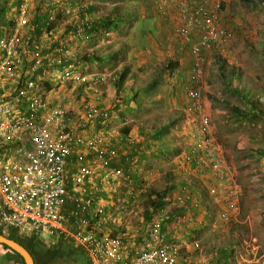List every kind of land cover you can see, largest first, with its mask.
<instances>
[{
	"label": "rangeland",
	"instance_id": "374dc122",
	"mask_svg": "<svg viewBox=\"0 0 264 264\" xmlns=\"http://www.w3.org/2000/svg\"><path fill=\"white\" fill-rule=\"evenodd\" d=\"M93 1L96 3L92 4L98 7L97 16L115 3L114 0ZM176 1H129L139 6L144 16L142 21L124 25L104 36L99 33L100 37L69 41L67 60L74 71L72 76L76 78L55 86L47 81V85L52 84V89L47 91L46 84L42 89L47 96H52L50 98L54 102L59 100L58 96H64L65 99L59 101L69 112L71 126L82 118L88 105L103 109L107 112L106 121L93 122L92 131L101 130L110 139L124 128L130 130L131 138L138 139L141 128L152 131L153 126L172 123L169 134L160 145H174L181 149V153L162 154L153 146L146 153L145 160L134 166L132 179L117 178L112 188L99 196L103 216L109 218L103 233L140 234L148 224L142 222L144 194L149 188L161 190L171 176L175 182L190 183V188L178 187L161 213L162 218L167 214L173 215L171 221L165 224L168 240L181 239L188 245L196 242L198 247L194 249L193 256L206 264L216 262L218 250L224 248L232 251L226 264H264V0L253 6L245 5L242 0H227L222 19L234 33V39L220 52L209 55L203 64L201 104L210 116L211 141L218 146L219 159L228 169L225 183L220 184L213 194L208 191L209 183L215 186L212 176L198 179L191 169V150L195 144L193 130L198 124V117L193 102L186 94L192 60L190 49L173 31L177 23L174 11ZM39 2L28 0L30 17ZM86 3L85 0L55 1L56 9L51 14L58 33L50 35L47 42L30 36L32 41H39L41 53L50 54L52 46L63 41L65 28L79 22L76 9ZM125 4L127 2L122 3L123 6ZM160 8H165L166 13L159 15ZM16 16L8 15L7 18L11 20ZM158 22L164 25L165 30L154 33V24ZM121 45L126 47V51L120 55L123 59L113 67L109 61H81L84 56L117 53ZM217 54L228 67L235 68L239 81L231 79L226 73L228 70L220 69ZM125 62L138 76L134 81L128 80L124 88L128 90L135 83L138 90L143 89L137 104H128V107L123 101L126 92L117 93L113 86V80H116L113 73ZM170 62L178 64L179 75L169 76L166 71L160 75L162 66ZM57 69L60 68L49 64L47 70L55 72ZM95 76L102 79L101 83H92ZM82 77L85 79L81 80ZM148 86L149 90L144 91ZM250 100L256 102L258 108L252 107ZM68 105L71 109L66 107ZM137 106L140 110L136 109ZM91 163L99 173V161ZM193 177L208 192V195L201 194V201L196 198ZM232 186L237 191L240 212L235 220L226 223L220 216L222 198ZM182 190L183 194L189 195V199L181 204L175 198ZM196 201L199 207L193 209ZM48 244L47 247L43 245L47 248L45 256L55 245Z\"/></svg>",
	"mask_w": 264,
	"mask_h": 264
},
{
	"label": "built area",
	"instance_id": "2783aa9c",
	"mask_svg": "<svg viewBox=\"0 0 264 264\" xmlns=\"http://www.w3.org/2000/svg\"><path fill=\"white\" fill-rule=\"evenodd\" d=\"M226 2L177 0L174 6V34L192 56L186 94L193 102L198 124L193 130L191 169L198 179L212 176L215 186L208 184L211 194L225 183L228 169L210 138L211 120L201 104L200 79L207 57L234 39L222 19ZM164 10L160 8L158 13L163 15ZM18 13L24 23V5L18 7ZM17 28L0 39V51L4 52L0 60V229H13L20 236L38 240L65 236L85 251L89 264H206L193 256L196 242L188 245L181 239L166 238L163 210L138 235L103 233L109 218L103 216L99 196L111 189L122 173L108 167L116 154L107 134L92 131V123L100 120L102 110L88 105L82 118L71 126L62 102H52L42 89L47 81L55 86L76 78L61 56H68L64 45L79 40L82 28L78 26L50 54L41 53L39 43H33V58L24 76L20 73L29 60L24 61L18 51ZM49 64L60 69L48 71ZM170 73L178 75L179 70ZM101 80L95 76L92 83ZM93 160L101 164L99 173L92 166ZM182 192L175 198L181 204L189 199ZM198 207L199 202H194L192 208ZM239 212L237 191L228 187L222 198L221 220L232 222Z\"/></svg>",
	"mask_w": 264,
	"mask_h": 264
},
{
	"label": "trees",
	"instance_id": "16d2710c",
	"mask_svg": "<svg viewBox=\"0 0 264 264\" xmlns=\"http://www.w3.org/2000/svg\"><path fill=\"white\" fill-rule=\"evenodd\" d=\"M0 19L3 17V13L6 12L8 9H12V7L15 5L19 7L21 4L25 6V2L23 0H13L11 3L10 0H0ZM55 1L56 0H40L38 5L34 9L33 15L27 20V26L29 27L28 36L36 37L37 39H43L47 42L48 37L50 35L58 33L56 25H54L53 19H52V11H54L55 8ZM115 3L111 5L107 10L103 12V14L96 16L95 12L97 10L96 5H85V6H79L76 10V15L79 19V22H76L74 25L67 26L65 28L66 35L63 38V41L67 40L68 36L71 33H75L77 27H81L82 31L80 34L79 40L82 39H89L90 36H98L101 35H107L110 32L118 31L122 26L124 25H131L133 23H136L140 21V8L139 6H136L135 4L129 2V1H141V0H114ZM245 5H256L261 0H242ZM127 2L124 6L122 3ZM160 15V14H159ZM14 20H12L9 25H13ZM0 37H2V33L0 32ZM32 37H30L28 43H25V58L29 59L28 65L23 68L24 72L20 73L21 76H24L26 71L28 72V68L30 67V62L32 61L33 55L32 49L33 48V42L39 43V41H32ZM1 39V38H0ZM78 41V40H76ZM59 43V42H58ZM58 43H55L51 51L54 50V48L57 46ZM69 41H67L64 45L65 50L70 48ZM19 51V50H18ZM123 51H126V47L124 45H121V47L118 48L117 53H108L104 54L103 56L97 57V56H84L81 58V61L84 63L86 62H99L103 63L105 61H109L108 63L111 64L110 66H115L118 64L123 58L120 56ZM20 53V52H19ZM21 54V53H20ZM61 56V55H60ZM4 57V52L0 51V60ZM63 59H65L66 63L65 65H68V58L66 55H62ZM216 57L220 58L218 63L220 65V69L223 71H226L228 73L229 77L236 81H239V75L237 74L236 70H234V67H228L225 60L219 56V54L216 55ZM112 61V62H110ZM79 62V60H78ZM76 66V64H75ZM178 67V64L176 62H170L167 66H162L160 70V75L163 72H167L169 76H173L170 71H174ZM54 68V67H53ZM60 68V67H59ZM179 75V74H178ZM113 77L116 78V80H113V86L116 89V92H126L125 98L123 101L127 104V107L131 104H137L139 93L143 90H138L135 87H131L128 90L124 88L128 80H131L135 77L134 72L131 70L130 64L126 63L123 64L117 71L113 73ZM228 77V76H224ZM189 78V77H188ZM45 83H42V85H45ZM51 85H47V91H50ZM149 86L144 89L149 90ZM129 104V105H128ZM249 104L254 107L258 108V104L254 102L253 100L249 101ZM101 109V108H100ZM137 110H140V107H136ZM102 110V116L100 117V120H105L107 117V112ZM172 127V123L168 122L165 124H159L158 126H153L152 131L145 130L143 128L139 129L138 131V139H133L130 136V130L128 128H124L119 131L117 137L111 139V145L112 150L116 154V158L110 159L108 162V167L111 169H117L122 173L123 179H132L134 166L136 164L141 163L146 158V153H148L151 148L154 146L159 153H172L173 155H179L181 153V149L174 146H163L160 145L163 141L165 136L169 134V130ZM164 147V149H163ZM196 178L193 177L192 181H195L194 188L196 190V198L198 201L202 200V193H205L208 195V192L206 190V187L204 185H201L200 183L196 182ZM178 187L183 188H190V183L186 181H179L175 182L173 181L172 177L169 176V178L166 180L164 187L161 190H155L152 188H149L148 191L144 194L145 200L141 204L142 209V222L144 224L148 223L154 216H156L158 213H160L164 208L166 207L167 203L173 198L174 191ZM178 213V212H177ZM178 216V215H177ZM176 216V217H177ZM173 215L167 214L163 217V222L165 224L167 222H170ZM164 231V230H163ZM0 234L4 235L8 239L14 240L21 245H23L28 252L33 257L34 261L37 263L41 262V260H47V264H79L77 257L83 255L82 249H75L71 246H66L64 243L59 242L58 244H55L53 246V250L50 251L46 256L45 249L40 242V240L36 239L35 237H20L19 233L16 230L8 229L6 231H3L0 229ZM70 249H69V248ZM0 248L5 249L9 251L21 264H24L23 259L14 251L9 249L6 246H0ZM62 251H65L66 254L60 253ZM232 251L230 249L224 248L220 249L217 252L216 262L212 264H226V261L228 259L229 254L231 255Z\"/></svg>",
	"mask_w": 264,
	"mask_h": 264
},
{
	"label": "crops",
	"instance_id": "0c3cea01",
	"mask_svg": "<svg viewBox=\"0 0 264 264\" xmlns=\"http://www.w3.org/2000/svg\"><path fill=\"white\" fill-rule=\"evenodd\" d=\"M11 1V3L13 2V0H10ZM75 1H80V0H75ZM24 2H25V8H26V17H25V22L24 23H22L21 21H19V13H18V7L17 6H13L12 7V9H8L6 12H4L3 13V17H2V19H0V32L2 33V37H0L1 39L2 38H4L5 36H7V35H10L13 31H14V29H16L17 27V31H18V37H19V41H20V45H19V52L21 53V57H22V59L25 61H28L29 59H27V58H25V50L24 49H22V46H25V43H28V41H29V39H30V36H28V26H27V20H28V18H29V10H28V4H27V2H28V0H24ZM85 2H87L86 4H81V5H79V6H85V5H88V4H91L92 5V3H96L95 1H93V0H85ZM2 3V1L0 2V4ZM78 6V7H79ZM77 10V9H76ZM14 14H17V16L13 19V17L12 18H10L11 20H9L8 18H7V16L8 15H14ZM96 15V14H95ZM97 16V15H96ZM144 16H143V13H141L140 12V19H141V21H142V18H143ZM12 19L14 20V24L13 25H9V23L12 21ZM157 26V27H156ZM21 28H25L24 30H22ZM153 32L155 33V31H163V30H165V28H164V25L162 24V23H160V22H158V24H154V28H153ZM33 43H35V42H33ZM68 51H69V49H68ZM133 71V70H132ZM134 72V74H135V76H138V73L137 72H135V71H133ZM136 79V77H134L133 79H132V81H134ZM137 85V84H136ZM135 85V83H134V85H133V87H135L136 89H138L137 88V86ZM138 87H139V85H138ZM62 96H63V94H62ZM50 97H52V96H50ZM49 97V95H48V98L52 101V102H54L53 100H52V98H50ZM61 98V97H60ZM59 98V96H58V99L59 100H62V99H65L64 98V96L60 99ZM59 100H56V101H59ZM67 108H69V105L68 106H66ZM69 109H71V108H69ZM76 111V110H75ZM78 114H79V112H77ZM118 135V134H117ZM117 135H116V137H117ZM110 139V138H109ZM113 139V138H112ZM111 140V139H110ZM72 171L71 170H69V174L71 173ZM20 236V235H19ZM20 237H24V236H20ZM40 242L42 243V245H44V246H48L49 244L48 243H55V244H58L59 242H61V243H64L66 246H71V247H74L75 249H82L81 247H77L75 244H74V242H72V240H70V239H68L67 237H65V236H59V237H54V238H51V239H49L48 241H45V240H40ZM43 246V247H44ZM69 248V247H68ZM44 249H47V248H45L44 247ZM70 249V248H69ZM83 250V249H82ZM60 253H64V254H66V252L65 251H62V252H60ZM83 255L81 254V256H79V257H77V259H78V262H79V264H89V260H88V257H87V255L85 254V251L83 250ZM0 264H21L20 262H19V260H17L9 251H7V250H5V249H2V248H0ZM37 264H47V260H41V262H39V263H37Z\"/></svg>",
	"mask_w": 264,
	"mask_h": 264
},
{
	"label": "water",
	"instance_id": "95a60500",
	"mask_svg": "<svg viewBox=\"0 0 264 264\" xmlns=\"http://www.w3.org/2000/svg\"><path fill=\"white\" fill-rule=\"evenodd\" d=\"M0 246H6L12 251L16 252L24 261V264H36L28 250L20 243L8 239L4 235L0 234Z\"/></svg>",
	"mask_w": 264,
	"mask_h": 264
}]
</instances>
